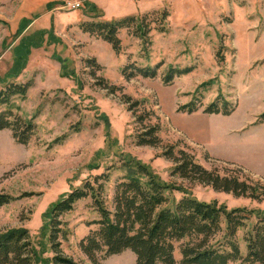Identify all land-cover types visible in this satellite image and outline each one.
<instances>
[{"label": "rangeland", "instance_id": "rangeland-1", "mask_svg": "<svg viewBox=\"0 0 264 264\" xmlns=\"http://www.w3.org/2000/svg\"><path fill=\"white\" fill-rule=\"evenodd\" d=\"M79 2L74 8L71 5ZM97 17L85 20L116 21L137 16L145 29V41L118 31L121 50L95 35L76 39L56 32L64 42L45 34L41 47H29L27 61L15 77H8L19 58L22 41L37 43V33L20 37L15 27L18 0H0V89L6 82H30L25 97L11 98L14 114L35 124L26 144L18 143L11 129L0 130V192L14 199L0 207V235L27 230L39 262L51 264L45 212L74 189L86 183H102L100 199L108 209L123 163L136 160L168 185V204L183 195L215 201L228 209L245 207L253 212L246 228L235 234L241 256L243 237L264 214V197L234 195L173 173L174 162L163 153L172 148L193 155L203 168L264 190V0H91ZM83 0H67L62 16L83 14ZM71 11V13H65ZM167 12L162 20L157 14ZM84 20V21H85ZM24 22V21H23ZM25 24V22L23 23ZM73 35V36H72ZM53 42V43H52ZM55 50V51H54ZM31 51V52H30ZM66 57L73 76L62 75L59 60ZM22 53V52H21ZM94 59L98 68L87 63ZM19 60H21L19 58ZM130 63L155 67V77L135 75L126 79L122 68ZM24 65V66H23ZM174 73L165 82L169 69ZM103 81H102V80ZM114 85V92L104 88ZM130 97L125 103L122 96ZM137 102L129 109L132 102ZM226 105L228 115L204 111L211 103ZM194 106L193 110L184 108ZM6 107L0 105V110ZM222 110V109H221ZM143 116L142 121L139 117ZM156 126V146L137 144V135ZM108 174V180L101 178ZM93 199L77 200L58 220L64 236L61 252L77 264H135L130 250L105 256L95 253V263L81 250L80 241L98 225ZM49 225V224H48ZM221 232L211 240H218ZM186 239L174 243L176 264ZM162 264V263H157ZM228 264H244L241 259Z\"/></svg>", "mask_w": 264, "mask_h": 264}, {"label": "trees", "instance_id": "trees-1", "mask_svg": "<svg viewBox=\"0 0 264 264\" xmlns=\"http://www.w3.org/2000/svg\"><path fill=\"white\" fill-rule=\"evenodd\" d=\"M84 14L89 17H97L96 7L88 0H83ZM157 14L162 20L167 16L166 11ZM142 20L137 16H128L116 21L85 20L79 25L83 32L95 35L111 44L113 50L119 53L121 41L118 31L122 28L131 30L132 34L145 41V29ZM39 35L37 43L30 39L22 41L19 47L22 49L19 58L13 62V67L8 71V77H15L20 67L27 61L29 47H38L43 43V30L36 31ZM28 35L22 36L27 37ZM59 60L62 75L73 76L74 73L68 67L66 59L56 56ZM87 63L99 65L90 58ZM21 64V65H20ZM20 65V67H18ZM24 66V65H23ZM187 69H169L165 82L172 79L174 73L180 74ZM122 75L128 79L135 75L143 77H155V67H141L130 63L122 68ZM102 80V79H101ZM103 81V80H102ZM27 83L6 82L0 89V105L6 108L0 110V130L11 129L13 138L22 144H26L34 134L35 124L30 119H25L14 114L11 98L19 95L25 97L30 86ZM104 88L114 92L115 86L108 85L105 81ZM122 100L130 103V97L123 95ZM136 101L132 102L129 109H133ZM184 108L193 110L194 106L187 105ZM222 109V110H221ZM208 113L228 115L230 109L226 105L219 108L218 103L213 102L204 110ZM140 116L138 121H142ZM144 133L137 135V144L156 146L159 142L156 126H147ZM174 162L173 173L182 178L198 181L209 185L215 190L231 192L234 195H249L252 198L264 197V190L260 184H248L235 177L221 176L216 171H210L199 164L193 155L184 150H179L174 156L172 148L163 153ZM125 172L116 183L111 200L112 209L106 208L100 199V191L103 184L86 183L83 188L74 189L55 202L44 217L48 220V241L54 253L51 264H77L70 257L64 256L60 249L58 237L64 236L59 225V216L72 210L74 203L84 197L91 196L95 209L99 212V219L93 223L98 225L81 239L80 248L95 263V253L104 251L105 256L120 254L130 250L135 255V264H176L173 252L174 243L186 239L180 247L181 260L178 264H228L240 260L244 264H264V214L256 215V220L246 230L243 237L245 242V255L241 256L235 234L240 228H246L253 212L245 207L228 209L225 205L215 201H200L199 199L183 195L180 199L168 204L166 190L168 185L161 182L149 167L136 160H128L123 163ZM109 175L101 176L105 181ZM14 198L4 192H0V207L9 203ZM221 232L218 240H211ZM39 262L36 250L31 243L28 232L24 228L11 229L0 235V264H35ZM50 264V263H48Z\"/></svg>", "mask_w": 264, "mask_h": 264}, {"label": "crops", "instance_id": "crops-1", "mask_svg": "<svg viewBox=\"0 0 264 264\" xmlns=\"http://www.w3.org/2000/svg\"><path fill=\"white\" fill-rule=\"evenodd\" d=\"M67 0H18V9L16 11L17 20L15 21V27L21 26L20 37L28 35L29 31L43 30L51 34V37L61 42L62 38L56 34V32H62V29L68 34H73L76 39L88 38L89 33L83 32L79 25L89 16L86 14H75L73 16L63 17L59 11V7L62 6ZM91 2V0H88ZM71 13V11L65 12ZM25 24H23L24 22ZM48 34V35H49ZM72 35V36H73ZM46 42L41 46L51 43ZM62 42H64L62 40ZM53 43V42H52ZM55 51V50H54ZM52 51L51 57L56 59V56H60ZM31 52V51H30ZM63 57V56H60ZM66 59V57H63ZM67 60V59H66ZM67 62V61H66Z\"/></svg>", "mask_w": 264, "mask_h": 264}, {"label": "built area", "instance_id": "built-area-1", "mask_svg": "<svg viewBox=\"0 0 264 264\" xmlns=\"http://www.w3.org/2000/svg\"><path fill=\"white\" fill-rule=\"evenodd\" d=\"M79 2H77V3H75L74 5H71L72 7H74V8H76V7H78L79 6Z\"/></svg>", "mask_w": 264, "mask_h": 264}]
</instances>
